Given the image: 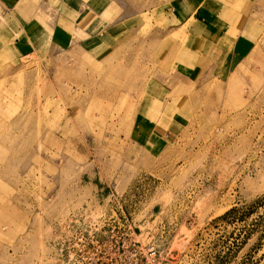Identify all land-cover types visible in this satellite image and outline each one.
<instances>
[{"label":"rangeland","instance_id":"obj_1","mask_svg":"<svg viewBox=\"0 0 264 264\" xmlns=\"http://www.w3.org/2000/svg\"><path fill=\"white\" fill-rule=\"evenodd\" d=\"M121 1L22 0L33 46L0 9V264H53L81 206L168 264H264V0Z\"/></svg>","mask_w":264,"mask_h":264},{"label":"built area","instance_id":"obj_2","mask_svg":"<svg viewBox=\"0 0 264 264\" xmlns=\"http://www.w3.org/2000/svg\"><path fill=\"white\" fill-rule=\"evenodd\" d=\"M141 236L123 212L81 206L59 222L51 258L53 264H168L171 252Z\"/></svg>","mask_w":264,"mask_h":264},{"label":"crops","instance_id":"obj_3","mask_svg":"<svg viewBox=\"0 0 264 264\" xmlns=\"http://www.w3.org/2000/svg\"><path fill=\"white\" fill-rule=\"evenodd\" d=\"M120 0H106L105 4L107 6L111 4H118ZM43 2H39L36 4H42ZM88 3L92 4V0H61V2H57V4H61L62 6H67V10L69 12L72 11V13H77L79 16L84 14L82 13V5H86ZM122 4H125V2L122 0L121 1ZM19 4H23L22 0H0V6H1V10H2V17H1V21H5L4 23V29L5 31H8L9 35H13V36H18L19 39L17 40V45L22 42L23 46H27L28 44H30L31 46H33L34 44H36V42L38 40H40L42 37H47V32L44 30V28L42 26L39 25L38 22L36 21H32L34 17L29 18V21H25L23 24L21 23L22 21V16L20 15V12H18L17 10H15L16 6ZM25 4H28V2H25ZM28 8L26 7V10ZM61 11V10H60ZM60 11L58 13V20L59 19H63L62 16H60ZM89 14L90 15H97V13H95L92 10H89ZM34 12V10H32V13ZM28 15L30 13V10H28L26 12ZM131 13V12H129ZM117 20H125V19H120L117 18ZM7 22V23H6ZM110 29H105L103 30L102 34H97L96 37H101V36H105L110 35ZM20 40V41H19ZM106 45V43H105Z\"/></svg>","mask_w":264,"mask_h":264}]
</instances>
